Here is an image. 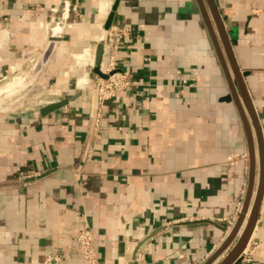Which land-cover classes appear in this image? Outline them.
<instances>
[{"label": "crops", "instance_id": "obj_1", "mask_svg": "<svg viewBox=\"0 0 264 264\" xmlns=\"http://www.w3.org/2000/svg\"><path fill=\"white\" fill-rule=\"evenodd\" d=\"M113 1L0 0V81L57 41L33 81L44 99L0 113V264H87L81 215L99 264H206L237 226L256 135L208 0L120 1L117 65L133 85L98 116L93 64L72 66L86 48L95 58ZM214 2L264 135V0ZM235 264H264V199Z\"/></svg>", "mask_w": 264, "mask_h": 264}, {"label": "water", "instance_id": "obj_2", "mask_svg": "<svg viewBox=\"0 0 264 264\" xmlns=\"http://www.w3.org/2000/svg\"><path fill=\"white\" fill-rule=\"evenodd\" d=\"M121 0H114L111 4V8L109 11V14L106 18V21L104 22L103 29L104 31H107L111 28L115 14L117 11V8L120 4ZM214 19L217 23V27L219 30V34L222 38L224 47L227 51V54L229 56L230 64L232 66L235 78L238 82L240 92L243 98V101L245 103L247 112L251 118L255 135H256V143H257V149L258 154L256 150V143L253 139V137H250L251 142V148H250V175H249V188L248 193L246 197L245 206L243 209V212L240 216V219L237 222V226L235 227L234 231L230 235L229 239L225 243V245L206 263V264H213V262L217 259V257L223 252V250L231 243L239 229L241 228V225L243 224V221L245 220L246 213L250 207L249 216L246 220L245 227L240 234L238 240L234 244L233 248L230 250L228 255L223 259V261L220 264H235L238 260H240L243 251L246 249L249 240L254 232L255 226L257 224V220L259 218V213L261 209V205L264 199V135L261 123L259 121L258 114L255 110V107L252 103V100L249 96L248 89L245 84V80L243 77V74L241 73L239 66L236 62V59L233 54L231 42L229 40L228 31L226 30L223 20L221 18L220 12L217 9V6L214 2V0H208ZM57 46L56 40H50L47 45L45 46L42 54L39 56L36 63L32 66V68L28 71V74L25 76V78L22 80V82L16 86L13 90L10 91L11 95H16L20 90L25 88L27 85L31 84L36 78H38L39 73L41 72L43 66L48 62L51 55L53 54L55 48ZM104 53V44L102 41H100L97 44L96 51H95V61H94V71L101 76L102 78H107V74H105L101 70V61L103 58ZM69 98H65L63 100H56L52 102H41L39 104V110L38 113L42 115H46L52 111H55L56 109L60 108L61 106L67 104L69 102ZM242 116L245 120V122L248 124V117L245 114V112L241 109ZM251 136L253 134L251 133ZM258 158V160H257ZM258 164V172H259V178H258V185L257 190L255 193L254 200L251 204V198H252V192L255 182V175H256V169Z\"/></svg>", "mask_w": 264, "mask_h": 264}, {"label": "built area", "instance_id": "obj_3", "mask_svg": "<svg viewBox=\"0 0 264 264\" xmlns=\"http://www.w3.org/2000/svg\"><path fill=\"white\" fill-rule=\"evenodd\" d=\"M65 16L56 21L57 25L62 24L65 21ZM128 29L124 27H119L117 25H112L107 31H104L101 38L104 44V49L109 52V61L107 64L101 65V70L107 74V78H102L96 75L95 81L98 88V98H99V112L105 106L108 100H111L127 88L133 85L132 73L128 70H121L117 65V52L119 48V43L125 35H127ZM94 66V63H93ZM239 159L248 161L249 154H231L228 157L230 163L235 164ZM30 177L29 175L21 174L19 179H24ZM75 241L77 248L83 255L87 264H99L98 256L95 249V236L93 233L92 226L85 215H81L78 219V233L75 236ZM61 259L59 254L50 255L47 257V261H58Z\"/></svg>", "mask_w": 264, "mask_h": 264}, {"label": "rangeland", "instance_id": "obj_4", "mask_svg": "<svg viewBox=\"0 0 264 264\" xmlns=\"http://www.w3.org/2000/svg\"><path fill=\"white\" fill-rule=\"evenodd\" d=\"M21 73H23V72H21ZM21 73L20 72H15V73H12V74H8V76H6V78H3L0 81V85L2 83H4L5 81H7L8 79H10L12 75L15 76V75H18V74H21ZM43 89L44 88H42L40 85H37L36 83L32 82L31 84L27 85L25 88L20 90L16 95H14L6 103H4L3 106L0 108V113H11V112H17V111H20V110H23V109L32 108L36 103H38L40 100L44 99L43 92H44L45 89L44 90ZM4 106H5L6 109L4 108ZM243 227H242V229H243ZM239 236H237V237L235 236L234 237L235 240L233 239L231 241V243L228 245V247H229L228 250H226L224 252V250L226 249L225 248L223 250V252H221V254L218 256V257L221 256V258H219V260L217 261V259H218V257H217V259L215 260L217 262L215 264H220L223 261V259L228 255L230 250L233 248V246L236 243V241L238 240ZM214 262H213V264H214Z\"/></svg>", "mask_w": 264, "mask_h": 264}, {"label": "bare ground", "instance_id": "obj_5", "mask_svg": "<svg viewBox=\"0 0 264 264\" xmlns=\"http://www.w3.org/2000/svg\"><path fill=\"white\" fill-rule=\"evenodd\" d=\"M55 29H60V28H59V26H56ZM93 51H94V49H93ZM75 57H76V65L75 66H72V69L73 70L75 68H79V67L84 66L86 64H93L94 61H95V59H94V57H93L90 49H88V48H86L85 50H83L80 53L75 54ZM74 62H75V60H74ZM83 69H85V68H83ZM27 74H28V71H24L21 74H18V75H15V76L12 75L13 77L11 76L10 79H8L7 81H5L4 83H2L0 85V108L3 106L4 103H6L9 99H11L13 97L11 95L10 91L13 90L16 86H18L22 82V80L25 78V76ZM4 108H5V106H4ZM258 178H259V172H258V164H257L256 175H255V182H254V187H253V192H252V198H251V204H252V201L254 200L255 193H256V190H257ZM250 207L251 206H249V209H248V211L246 213V216H245V220L243 221L244 227H245V224H246V220H247V218L249 216ZM242 227H243V224L241 225V228ZM244 227H243V229H244ZM243 229H242V231H243ZM242 231L240 232V234L242 233Z\"/></svg>", "mask_w": 264, "mask_h": 264}]
</instances>
